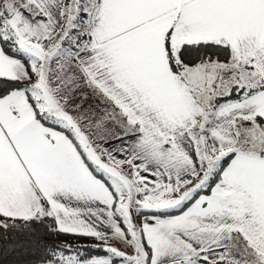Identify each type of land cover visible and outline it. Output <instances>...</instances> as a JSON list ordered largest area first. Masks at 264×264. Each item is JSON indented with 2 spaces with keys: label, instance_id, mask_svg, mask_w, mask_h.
Wrapping results in <instances>:
<instances>
[{
  "label": "snow or ice",
  "instance_id": "6c2138e0",
  "mask_svg": "<svg viewBox=\"0 0 264 264\" xmlns=\"http://www.w3.org/2000/svg\"><path fill=\"white\" fill-rule=\"evenodd\" d=\"M9 251L264 264V0H0Z\"/></svg>",
  "mask_w": 264,
  "mask_h": 264
},
{
  "label": "trees",
  "instance_id": "16d2710c",
  "mask_svg": "<svg viewBox=\"0 0 264 264\" xmlns=\"http://www.w3.org/2000/svg\"><path fill=\"white\" fill-rule=\"evenodd\" d=\"M23 239V237H21ZM65 239V238H62ZM69 243H80V241H73L71 239H68ZM84 243H94L93 241H84ZM95 254V253H94ZM103 255V253H100ZM18 258L11 252L9 251L6 255L0 256V264H13L14 261H16Z\"/></svg>",
  "mask_w": 264,
  "mask_h": 264
}]
</instances>
